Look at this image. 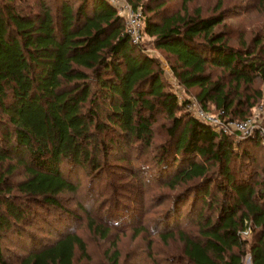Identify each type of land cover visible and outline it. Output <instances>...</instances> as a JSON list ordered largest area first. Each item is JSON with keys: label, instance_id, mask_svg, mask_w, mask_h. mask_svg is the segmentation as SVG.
Listing matches in <instances>:
<instances>
[{"label": "trees", "instance_id": "1", "mask_svg": "<svg viewBox=\"0 0 264 264\" xmlns=\"http://www.w3.org/2000/svg\"><path fill=\"white\" fill-rule=\"evenodd\" d=\"M182 1L169 15L165 0L145 1V39L135 44L108 0H0V264H75L85 240L69 223L51 229V244L34 238L33 205L63 211L59 196L79 191V171L99 176L101 154L125 160L134 149H156L154 181L179 189L151 228L164 227V243L179 238L182 264H247L248 255L264 264L262 136L218 133L188 108L192 95L225 119L250 117L264 99L263 40L236 48L224 12ZM151 45L168 56L186 98ZM20 168L24 178L13 180ZM89 226L108 237L91 217ZM11 233L20 254L7 246ZM108 255L120 264V251Z\"/></svg>", "mask_w": 264, "mask_h": 264}, {"label": "rangeland", "instance_id": "2", "mask_svg": "<svg viewBox=\"0 0 264 264\" xmlns=\"http://www.w3.org/2000/svg\"><path fill=\"white\" fill-rule=\"evenodd\" d=\"M145 1L147 0H143L138 6L140 9ZM165 3L163 9L166 10L165 15L184 9L182 0H165ZM186 7L191 11L201 8L204 15L224 12L225 30L230 43L236 48L242 46L253 48L257 39L263 40L264 47V0H188ZM218 9L220 11H217ZM150 47L153 49L152 45ZM151 53L161 58L163 67L168 72V80L173 83L179 97L186 98L188 93L178 85L172 75L168 56L161 50L153 49ZM256 85L264 88V84L259 83V80ZM193 93H195L194 89ZM188 98L190 102L197 101L192 95ZM191 112L195 113L194 110ZM208 113L218 114L213 109ZM255 114L256 109L250 117ZM260 118L264 127V116ZM230 134L240 140L243 139L237 133ZM156 137L157 144L164 142L166 138L160 129ZM126 152L125 160L117 159L120 155L116 152L113 155L101 154L103 167L99 176L97 173L91 174L88 169L79 171L76 179L79 191H67L59 196L63 211L54 207L43 208L37 204L33 205L39 214L35 216L33 224L27 226L31 235L46 245L51 244L57 238L51 229L57 226L63 230V227L69 223L71 231L76 232L86 243V253L77 251L75 264H110L108 254L114 250L120 251V264H169L168 261L171 259H173L171 264H182L184 261L180 262L177 259L182 254V242L179 238L169 239L164 243L158 234V231H163L164 227L161 226L157 232L151 228L154 220L169 208V203L167 201L165 203L164 200L170 199L169 202H172L170 197L179 189L172 190L160 181L157 183L154 181L160 176L156 167V149L146 152L142 149H134ZM255 154L261 160V154L258 152ZM258 166V162L253 165L254 170ZM22 172L20 168L14 173L13 180L24 178ZM92 188L95 189L94 193L91 191ZM118 203L123 204L122 208H118ZM116 208V213H113ZM188 210L189 207L184 211V215ZM109 211L114 214L113 217L108 214ZM90 217L95 223L110 228L108 237L105 238L101 233L98 234L90 228ZM138 228L144 229L136 235L135 230ZM10 235L7 246L17 254L22 253L23 248L15 245H19L18 240L13 233ZM245 263L252 264L250 255L246 257Z\"/></svg>", "mask_w": 264, "mask_h": 264}, {"label": "built area", "instance_id": "3", "mask_svg": "<svg viewBox=\"0 0 264 264\" xmlns=\"http://www.w3.org/2000/svg\"><path fill=\"white\" fill-rule=\"evenodd\" d=\"M119 15L125 20L127 32L135 44H142L145 39L144 34V12L139 7H134L129 0H108ZM257 108L256 114L247 119L237 120L223 118L222 112L218 114L208 113L201 103L191 101L188 105L189 110L195 111V114L205 122L211 124L218 133H237L241 138H246L256 133L261 134L264 144V127L262 126V116H264V99ZM250 228L245 229L244 235L250 234Z\"/></svg>", "mask_w": 264, "mask_h": 264}]
</instances>
